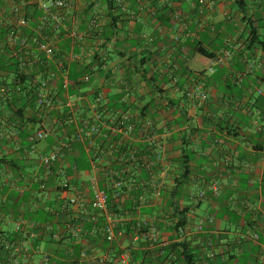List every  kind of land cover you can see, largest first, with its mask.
<instances>
[{
  "label": "crops",
  "instance_id": "0c3cea01",
  "mask_svg": "<svg viewBox=\"0 0 264 264\" xmlns=\"http://www.w3.org/2000/svg\"><path fill=\"white\" fill-rule=\"evenodd\" d=\"M25 1L35 28L45 0ZM210 1L214 5L202 15L197 0H73L59 30L48 19V41L66 72H84L73 95L59 98L54 112L61 113V103L72 97L74 128L65 135L54 126L53 112L28 105L20 118L0 105V264H186L174 247L179 243L192 254L191 264H264V0ZM9 2L0 0V11ZM225 49H231L230 61L199 78ZM246 62L255 65L252 74L245 73ZM1 76L0 84H13L9 74ZM59 79L52 73L51 91ZM194 79L208 94L204 103L185 95ZM156 92L159 99L147 110L155 128L146 138L135 125L128 136L111 134L116 143L105 129L93 146L78 140L84 122L93 119L98 94L105 97V115L115 116L108 109L120 105L119 113L140 124L141 109ZM40 126L53 134L37 142ZM62 142L85 168L77 170L68 157L48 174L39 155ZM32 144L38 154H29ZM151 158V169H142ZM61 170L70 183L66 191ZM119 171L126 187L111 196L108 214L69 204L79 195L92 200L94 177L114 191L107 176ZM209 217L213 223L200 232L199 220ZM109 218L118 227L134 222L142 232L120 231L109 244L102 235ZM76 220L83 227L79 238L69 230Z\"/></svg>",
  "mask_w": 264,
  "mask_h": 264
},
{
  "label": "built area",
  "instance_id": "2783aa9c",
  "mask_svg": "<svg viewBox=\"0 0 264 264\" xmlns=\"http://www.w3.org/2000/svg\"><path fill=\"white\" fill-rule=\"evenodd\" d=\"M73 0H45L40 2L38 9L41 11L42 16L38 19L39 23L35 28L31 27V20L33 19L30 8V2L25 0H12L9 2L8 9L0 11V30L7 28L8 33L6 39L0 42V54L4 53L7 58H11L17 61L18 75L21 77L30 78L32 72L36 70L39 65H47L49 60H52L58 75L60 76L62 86L64 90L68 89L69 78L65 69V64L62 60L56 57L55 49L48 41V19H54L56 21L54 25L55 30H59L62 24V12L68 10L72 5ZM197 10L200 14H204L206 10H211L214 2L210 0H197ZM232 57L231 49L222 50L211 62L206 70L198 74L199 78L205 76L214 75L218 68L226 65ZM255 71V65L246 62V74H252ZM51 74L39 73L36 75L34 82L38 83V93L36 94L34 101L37 110L42 114L54 112L58 109L60 102L56 96L57 92L51 91ZM39 81V82H37ZM53 90V89H52ZM4 91V90H3ZM258 94H262L261 90L257 91ZM187 99H193L199 102H206L208 94L202 89L196 79L192 80V86L185 93ZM105 102V97L102 94H98L92 104L93 119L86 120L84 122V129L80 134L78 140H88L89 145L93 146L94 137L99 135L105 129L106 132L111 134H120L128 136L134 132L135 125L131 118L126 114L120 116H107L102 112V107ZM64 106V103H61ZM65 107L71 111L74 109L72 97L69 101H66ZM58 123V118H54V124ZM109 133V134H110ZM53 132L40 126L35 139L37 142L45 141L51 137ZM70 150L69 143H58L52 151L48 154L39 155V160L48 174L53 172V168L56 163L65 159L67 152ZM29 154H38L36 144H32L29 148ZM97 158V157H96ZM154 163H149L148 167H152ZM62 177L61 186L63 190L70 189V183L65 176L63 170L59 172ZM107 178L112 180V187L114 190H119L116 196H119L120 191L126 187L124 180V173L109 174ZM90 188L92 193V200L86 203L82 196H74L69 199L71 206L78 207L83 211L93 210L100 214H108V192L107 189L100 187L99 179L94 177L90 180ZM211 190L214 194L219 193V187L217 184H213ZM205 192H199L200 197H204ZM118 221L109 218L103 227L102 235L104 240L112 244L115 242L118 230ZM213 223V218H203L199 220L197 229L201 232L208 224ZM21 222L18 224L20 228ZM136 227V226H135ZM136 228H139L136 227ZM69 230L71 236L79 238L83 234L82 225L76 220L69 224ZM137 235L142 232L139 228L136 230ZM255 240H258V235L254 236ZM88 255L87 250L81 252V257L86 258ZM128 259L127 254L121 256V260L126 262ZM48 262V258L44 260Z\"/></svg>",
  "mask_w": 264,
  "mask_h": 264
},
{
  "label": "trees",
  "instance_id": "16d2710c",
  "mask_svg": "<svg viewBox=\"0 0 264 264\" xmlns=\"http://www.w3.org/2000/svg\"><path fill=\"white\" fill-rule=\"evenodd\" d=\"M248 32L250 34V39L252 42L257 40V35H256V29L253 28V25L250 24L249 25V29ZM8 33L7 28H2L0 30V42L4 41L6 39V35ZM48 36V33H47ZM204 55H207L208 57H212L211 54H206L205 52L203 53ZM6 61H1L0 62V76L3 74H9L10 76L13 77V84L12 85H7V84H0V105H2V107H4V110L12 112L14 116H19L20 118L24 117V113L26 108L28 107V105H30L31 107H33L34 109L36 108V104L34 101V98L36 96V94L38 93V83L34 82V80H36V75H38L39 73H44L46 75L51 74V73H57L56 67L53 63L52 60H49L47 62V65L45 66H37L38 68L36 70H34V72H32L31 77L30 78H26V77H21L18 75V63L16 60L11 59V58H7L6 56H4ZM68 73V72H67ZM83 71L81 70H71L68 73V78H69V86L67 90H64L62 83H61V79H59V84L55 85L56 87L54 88L55 91L57 92V97L61 98V99H65L66 95H73L74 89L78 86V82L77 80L79 79V77L81 75H83ZM0 78H3L2 76ZM151 82H155V79L152 77L149 79ZM6 82V81H4ZM39 82V81H37ZM4 90V91H3ZM157 99H159L158 93L156 92V94L153 95V99L151 100V102H149L148 104H146L144 106V108L141 109V123L140 124H136V126L140 129L139 131H141L142 135L144 138L147 137V135L150 133H153V129L155 128L154 122H153V118H149L147 117V110L150 107H153L156 104ZM64 106L66 104V100L63 101ZM66 108V107H65ZM63 109V111L61 113L55 114L54 112L51 115V119L53 117H57L58 118V123L54 124V126L57 128V131L60 132H64L66 135V132L71 129L73 130V122H72V116H73V111L69 110V109ZM115 110H114V109ZM102 109L104 110V106L102 107ZM112 109L114 110V112L116 113L115 116H117V114H119V116L121 115V113H119L118 111L121 110V106H115V107H110L108 109L109 111H112ZM123 111V110H121ZM39 113V112H37ZM104 113V111H103ZM107 113V111H106ZM40 116V115H39ZM37 114H35V117L33 118V123H36L37 121ZM41 118V117H40ZM41 119H38V121H40ZM84 129V128H83ZM135 131V130H134ZM110 133V132H109ZM68 138H70L71 135H67ZM108 137L111 139L112 143H116L118 141V137H111V133L108 134ZM88 140H85L84 144H87ZM72 145V144H71ZM75 149V146L72 145L71 147V151H73ZM126 149V147H125ZM99 150V149H98ZM119 155L123 154V151H121V149L119 148ZM100 152V151H99ZM69 152H67L66 157L68 159L69 162H71V166L75 167L77 170H82L85 167L81 164H79L77 162V158L73 157L71 158L70 156H68ZM90 154L91 156L94 158V161H97V159H99L97 157V154H95V151H91L90 150ZM81 161H85L87 162L83 152H81ZM97 157V158H96ZM151 157V155H150ZM138 158L137 156H133V159ZM151 161L153 163H155V160H153V158H151ZM141 168H145L148 170V165L146 166L145 164L141 163ZM151 169V168H149ZM153 170V169H152ZM121 171L117 172L120 173ZM103 180V179H102ZM101 181H99L100 187L103 189H106V184H102ZM108 181H110L109 183L112 184V180L110 178H108ZM63 189V188H62ZM125 189V188H124ZM123 189V190H124ZM122 190V191H123ZM115 191V192H114ZM110 190L107 189L108 192V207L110 206V202L112 201L110 198L112 195L119 193V190ZM120 191V193L122 192ZM95 223V226L96 227ZM93 226H91V228H93ZM135 223L134 222H128V223H124V225L122 226V224L119 225L118 230L117 231H121L126 235H134L136 232V228L134 227ZM144 232V231H143ZM175 248H178V254L180 256V258L186 263V264H191L192 261V254H190V251L187 249V247L185 246V244L183 243H179L174 245ZM176 250V249H175Z\"/></svg>",
  "mask_w": 264,
  "mask_h": 264
}]
</instances>
